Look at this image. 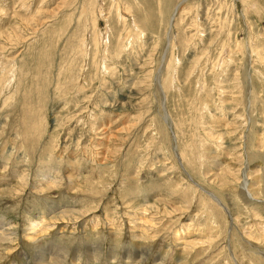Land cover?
Instances as JSON below:
<instances>
[{
    "label": "rangeland",
    "instance_id": "374dc122",
    "mask_svg": "<svg viewBox=\"0 0 264 264\" xmlns=\"http://www.w3.org/2000/svg\"><path fill=\"white\" fill-rule=\"evenodd\" d=\"M0 220V264H264V0H0Z\"/></svg>",
    "mask_w": 264,
    "mask_h": 264
},
{
    "label": "bare ground",
    "instance_id": "6f19581e",
    "mask_svg": "<svg viewBox=\"0 0 264 264\" xmlns=\"http://www.w3.org/2000/svg\"><path fill=\"white\" fill-rule=\"evenodd\" d=\"M163 121H166L167 122V119H166V116H164V118H163ZM168 123H169V121H168ZM246 185V184H245ZM245 187V186H244ZM212 197V196H211ZM214 200L216 199L215 197H212ZM212 199V200H213ZM216 200H217V202H216ZM215 200V203H217V205L219 204V201H218V199H216ZM67 217V216H66ZM1 221V220H0ZM1 224V223H0ZM8 224V223H7ZM6 224V225H7ZM2 228H3V224L2 225H0V230H1V232H0V242H6V241H8V237H9V235L10 234H8V232H6V231H3L2 230ZM10 233V232H9ZM9 242V241H8ZM40 245V244H39ZM51 245V244H50ZM45 246V245H44ZM51 247V246H50ZM45 247H43V245L42 246H38V249L36 250V256H37V258H34L35 259V264H63V262L66 260V254L67 253H65V251H64V249H62L63 251L61 252L60 250H59V248H58V250H54V251H60L61 252V254H53V253H51L49 250H47L46 248L44 249ZM52 248V247H51ZM52 249H54V248H52ZM55 249H57V248H55ZM91 251V249L90 248H88V252H90ZM93 251H96V252H93V253H88L87 255H88V258L92 261V260H94V261H99V259H102V258H100V257H98V255H99V252L96 250V249H94ZM102 252V251H101ZM45 255H44V254ZM254 253V252H253ZM256 254V253H255ZM41 255H43L42 257H40ZM35 256V257H36ZM101 256V255H100ZM108 256H109V258H108V260H113V261H115V259L117 258V257H115V255H114V253H108ZM38 257H40V258H38ZM74 257L76 258H78V259H81V258H79L80 257V255H78L77 254V256H75L74 255ZM251 257V256H250ZM76 258V259H77ZM250 259H252V258H250ZM79 261V260H78ZM260 261H262V258H261V260ZM253 263V262H252Z\"/></svg>",
    "mask_w": 264,
    "mask_h": 264
}]
</instances>
